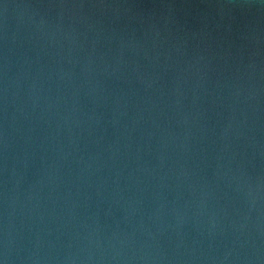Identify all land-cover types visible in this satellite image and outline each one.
Returning a JSON list of instances; mask_svg holds the SVG:
<instances>
[{
  "label": "water",
  "instance_id": "water-1",
  "mask_svg": "<svg viewBox=\"0 0 264 264\" xmlns=\"http://www.w3.org/2000/svg\"><path fill=\"white\" fill-rule=\"evenodd\" d=\"M0 264H264V0H0Z\"/></svg>",
  "mask_w": 264,
  "mask_h": 264
}]
</instances>
